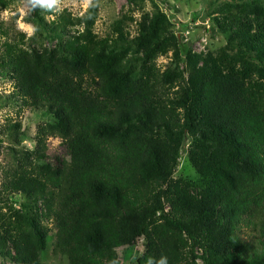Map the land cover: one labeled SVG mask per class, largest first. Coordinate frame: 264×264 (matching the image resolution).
Listing matches in <instances>:
<instances>
[{
    "label": "trees",
    "instance_id": "1",
    "mask_svg": "<svg viewBox=\"0 0 264 264\" xmlns=\"http://www.w3.org/2000/svg\"><path fill=\"white\" fill-rule=\"evenodd\" d=\"M214 20L226 47L189 54L176 82L155 67L133 69L172 46L158 14L140 23L135 46L121 27L115 38L72 33L64 12L49 24L67 38L57 50L4 46L13 96L52 122L39 126L30 161L4 172V201L25 200L0 210L2 254L42 264L53 239L45 218L67 264L119 262L117 249L143 235L151 248L138 264H264V0ZM50 137L66 148L55 162ZM188 138L196 175L175 179ZM245 226L260 237L245 240Z\"/></svg>",
    "mask_w": 264,
    "mask_h": 264
},
{
    "label": "rangeland",
    "instance_id": "2",
    "mask_svg": "<svg viewBox=\"0 0 264 264\" xmlns=\"http://www.w3.org/2000/svg\"><path fill=\"white\" fill-rule=\"evenodd\" d=\"M250 1L92 0V6L85 11L82 0H60L53 7V12L42 10L37 5L35 11L21 16L18 11L22 6L21 0H0V55L7 43L31 51H41L44 48L57 50L67 38L55 33L49 24L63 12L75 21L72 33L76 31L80 35L90 31L97 38H115L121 27L130 46H135L133 39L139 34L140 23L144 18L158 14L160 24L165 26L163 37H171L172 46L166 51L158 50L151 58L144 56V59L133 65V69L142 74L145 73V68L155 67L159 73L168 72L172 81L176 82L179 76L188 74L189 54L216 56L226 47L228 35L220 30L214 18L223 17L227 13L239 14L243 6ZM5 9L9 13L7 17L3 15ZM59 9L62 11L55 13ZM27 25L35 26L37 31L29 35ZM229 51L234 53L232 50ZM13 89L12 72L0 70V210L2 213H9L11 206L16 209L21 208V203L25 200V197L19 194L7 202L4 201L1 192L4 172L18 163L30 161L29 153L36 149V134L39 126L52 122L51 115L46 111L17 100L12 94ZM193 141L192 138L186 139L179 150L180 164L174 174L175 179H189L196 175L191 161ZM47 153L54 162L57 155L66 156L63 139L50 137ZM43 224L50 229L53 239L42 264H67L65 257L53 251L56 226L45 218ZM241 235L245 240L252 241L260 237V232L254 226H245ZM150 248L149 238L146 235L141 236L135 244L117 249L119 264H138L139 257ZM0 264H17L16 252L11 249L3 254L0 252ZM198 264H203V261L199 259Z\"/></svg>",
    "mask_w": 264,
    "mask_h": 264
},
{
    "label": "clouds",
    "instance_id": "3",
    "mask_svg": "<svg viewBox=\"0 0 264 264\" xmlns=\"http://www.w3.org/2000/svg\"><path fill=\"white\" fill-rule=\"evenodd\" d=\"M59 2L60 0H21L22 6L18 9V11L21 13V16L28 15L35 11L36 6L39 5L42 10L53 12V7ZM82 5L86 11L90 6H92V0H82ZM60 11H62V9H59L55 13H59ZM8 14V10L5 9L3 15L7 17ZM27 28L29 29V35H33L37 31V28L33 25H27ZM111 264H119V262L117 260H113L111 261ZM148 264H151V259H149ZM160 264H167V258L162 259Z\"/></svg>",
    "mask_w": 264,
    "mask_h": 264
}]
</instances>
